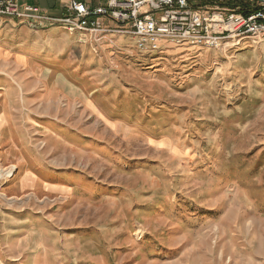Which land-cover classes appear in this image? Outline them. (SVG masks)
<instances>
[{
    "label": "rangeland",
    "instance_id": "374dc122",
    "mask_svg": "<svg viewBox=\"0 0 264 264\" xmlns=\"http://www.w3.org/2000/svg\"><path fill=\"white\" fill-rule=\"evenodd\" d=\"M54 32L0 61V264H264V38Z\"/></svg>",
    "mask_w": 264,
    "mask_h": 264
},
{
    "label": "built area",
    "instance_id": "2783aa9c",
    "mask_svg": "<svg viewBox=\"0 0 264 264\" xmlns=\"http://www.w3.org/2000/svg\"><path fill=\"white\" fill-rule=\"evenodd\" d=\"M60 15L19 0H0V17L30 28L53 27L87 35L93 43L126 36L144 54L167 45L221 49L264 38V0L248 7L218 8L193 0H58ZM91 2V3H90ZM94 3V4H93Z\"/></svg>",
    "mask_w": 264,
    "mask_h": 264
},
{
    "label": "crops",
    "instance_id": "0c3cea01",
    "mask_svg": "<svg viewBox=\"0 0 264 264\" xmlns=\"http://www.w3.org/2000/svg\"><path fill=\"white\" fill-rule=\"evenodd\" d=\"M21 3H29L26 0H19ZM56 3H59L58 0H55ZM31 4V3H29ZM36 5V4H34ZM39 6V5H36ZM42 8L41 6H39ZM44 9V8H42ZM45 10V9H44ZM4 17H0V61H7L10 58L14 60V65L16 67H24L28 66L27 65H22L17 59H16V53L21 52L23 55L28 59V56L25 55V53L22 51L23 47V42H18L17 44L14 45L13 43V37L15 36H20L21 34L25 35L24 37L27 38L30 36L35 40V42H38L37 40H41V38L45 36H50V35H56L54 32V29L58 28H53V27H41L37 29H32L30 28L26 23H21L13 18H5L1 19ZM14 20L18 26H17V31H13V28L15 27ZM6 22L5 25H1V23ZM51 39V37H49ZM23 39V41H26ZM22 41V40H21ZM28 62L30 63L29 59Z\"/></svg>",
    "mask_w": 264,
    "mask_h": 264
},
{
    "label": "trees",
    "instance_id": "16d2710c",
    "mask_svg": "<svg viewBox=\"0 0 264 264\" xmlns=\"http://www.w3.org/2000/svg\"><path fill=\"white\" fill-rule=\"evenodd\" d=\"M222 5H229V6H231V7H232V6H233V7L236 6L235 4H231V3H230V4H229V3H227V4H222ZM152 55H153V54H152Z\"/></svg>",
    "mask_w": 264,
    "mask_h": 264
}]
</instances>
